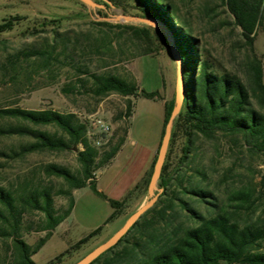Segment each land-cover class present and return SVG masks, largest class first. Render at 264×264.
I'll return each mask as SVG.
<instances>
[{"label": "rangeland", "instance_id": "374dc122", "mask_svg": "<svg viewBox=\"0 0 264 264\" xmlns=\"http://www.w3.org/2000/svg\"><path fill=\"white\" fill-rule=\"evenodd\" d=\"M79 1V0H78ZM94 1V0H93ZM195 29V36L201 40L202 47L216 58L227 70L241 73L240 62L246 48L242 47L243 40L238 29L227 23L228 18L222 7L212 12L201 11L205 0H174ZM80 2V1H79ZM76 0H0V23L10 17H20L13 29L0 33V108L20 107L27 110L53 109L60 113H72L78 123L85 126V138L99 153L109 152L113 147L119 148L125 143V137L130 136L127 143L117 155L106 164L100 166L92 175L98 177L96 184L106 199L96 195L89 185L72 191L74 210L64 219L62 225L55 228L45 244L33 255L36 264H74L97 245L108 239L125 220L147 200V189L140 191L134 199L129 200L120 208L117 216L104 224L113 208L108 199L121 200L128 187L134 181L145 164L147 147L157 140L162 123V109L160 102H153L141 96H122L110 93L103 97H95L91 93L79 89L73 92H63L67 85L78 84L79 79L87 83L88 75H76L74 66L70 62L53 67L52 70L40 69L28 73L31 68L28 62H22L20 72L14 66H9V57L18 50L31 45L44 44L57 30L59 35L68 32L72 38L76 35L84 39L86 35L100 37L99 26L96 21H105L113 15H132L121 8L110 6L88 8ZM122 3L126 4V1ZM84 6H82V5ZM102 10V11H101ZM103 13L105 16H100ZM111 23H127L124 21ZM134 23V22H129ZM118 32V29L114 30ZM124 39L115 40V54L99 56L90 54V71L97 73H112L133 83L139 90L145 92H159L170 84V100L175 99V70L169 69L162 58L163 52L152 55L138 56L135 48H128ZM138 43V41H136ZM118 43L121 45L119 48ZM60 44L57 50H60ZM254 51L261 62L262 82L264 85V25L257 30L254 39ZM162 54V55H161ZM85 57L79 59L84 63ZM164 95L165 92L163 91ZM160 100L159 98H155ZM130 101L131 110L126 114L127 103ZM136 102V105H135ZM255 108H260L254 99ZM135 106V107H134ZM133 112V113H132ZM96 119H103L110 126V133L105 141L97 144L98 135L95 125ZM17 126H27L33 130L39 129L50 135L63 137L64 135L54 125L34 126L19 119L0 115V130ZM34 138L17 134H0V187L9 191L20 206V198L34 188L49 186L53 193L54 207L58 211L66 209L69 196L68 184L59 177L47 175L44 171L49 164L66 167L74 174L80 170L77 151L80 144L66 150L33 151L24 155H13L20 147L33 143ZM161 141V140H160ZM185 138L178 133L170 152V167L176 165ZM75 148V149H74ZM187 162L182 165L184 172L182 186L190 190L194 183H201L224 206L237 204L230 198L236 192H246L249 200L237 209V219L241 223H264V153H253L238 134L215 132L209 137L197 136L193 149L188 154ZM99 158L97 159V162ZM202 173V174H199ZM159 187V186H158ZM160 188V187H159ZM161 189V188H160ZM178 189H180L178 187ZM180 190L178 196L201 214H206L207 203H199L189 191ZM63 193H62V192ZM75 191H78L75 193ZM162 193L159 191L158 196ZM179 201L174 200L173 214L170 218L171 228L192 225L193 221L181 210ZM73 208V207H72ZM232 209V208H228ZM43 215L36 210L25 208L22 213L21 235L25 242L34 245L38 239L46 234L40 230ZM168 223V222H166ZM165 221H160L151 228L152 233L162 238ZM169 223V225H170ZM102 229L86 243L78 248L70 247L81 238L87 236L98 227ZM4 227L0 222V228ZM171 230L170 227L166 228ZM140 235L129 237V243L139 241L143 245ZM127 244V243H125ZM123 246L118 247V253ZM66 254L59 260H54L59 254ZM10 240L0 236V264H8ZM110 254L97 264H130L132 259L122 257L113 263Z\"/></svg>", "mask_w": 264, "mask_h": 264}, {"label": "trees", "instance_id": "16d2710c", "mask_svg": "<svg viewBox=\"0 0 264 264\" xmlns=\"http://www.w3.org/2000/svg\"><path fill=\"white\" fill-rule=\"evenodd\" d=\"M79 2L78 0H76ZM102 3L107 9L110 5L105 0H94ZM116 8L140 17H155L162 20L169 29L175 46L181 57V69L184 80V100L182 108L173 122L171 137L158 186L162 193L155 204L148 209L126 232V234L110 249L97 257L90 264H97L104 257L115 254L113 263L122 257L132 259L130 264H264V223H241L237 219L238 210L242 204L249 200L246 192H236L230 198L237 204L224 206L213 193L208 191L201 183H194L190 190L182 186L184 172L182 165L188 160V154L194 147L197 136L209 137L215 132L238 134L253 153H264V85L262 82L261 62L254 51V39L257 30L264 25V0H205L201 11L205 13L222 7L228 18L227 23L238 29L243 40L242 47L246 48L244 57L240 62L241 73L227 70L216 58H213L203 47L201 40L195 36L192 22L181 15L180 8L174 0H107ZM126 1L127 3H122ZM80 3V2H79ZM82 5V4H81ZM84 6V5H82ZM102 11V10H101ZM100 16H105L99 13ZM21 18L14 16L0 23V33L13 29ZM101 36L84 39L78 35L73 38L70 32L59 35L57 30L41 45H31L22 48L9 57V66H14L20 72L22 62H28V73L40 69L52 70L53 67L65 64L74 66L76 75H88L87 83L79 79L76 85H67L63 92H73L82 89L95 97H103L110 93L122 96H141L145 99L159 98V92H145L115 74L97 73L89 70L92 63L90 54L99 56L115 54V40L123 38L126 47L135 48L138 56L157 53L152 30L140 23H111L96 21ZM240 28V29H239ZM118 29V32L114 30ZM62 45L60 50L58 49ZM138 41V43L136 42ZM119 48L121 45L118 43ZM84 59L80 63L79 59ZM257 100L260 108H255L253 101ZM174 98L164 104V117L162 123V138ZM131 110L130 101L127 103L126 114ZM0 115L7 116L30 123L34 126L54 125L64 135L57 137L39 129L33 130L27 126H17L0 130V134H17L35 139L20 147L13 155H24L33 151L66 150L71 146L81 145L77 151V160L80 170L74 174L66 167L49 164L44 171L47 175L62 178L69 186L64 193L69 196L66 209L58 211L54 207L51 187L34 188L20 198V206L16 205L14 196L0 187V236L10 240V253L8 264H36L33 255L45 244L53 230L69 215L73 207L72 191L89 185L98 196H105L96 188V178L92 175L100 166L106 164L118 151L119 145L109 152L99 153L85 138V126L78 123L72 113H60L53 109L27 110L20 107L0 108ZM183 134L185 141L181 148L180 157L176 165L170 167V152L175 137ZM99 161L97 162V159ZM142 181L143 190L152 173L153 164ZM202 174V173H199ZM137 184L134 189H137ZM178 187L180 189H178ZM180 190L189 191L199 203H207L206 214L187 205L178 196ZM62 192V191H61ZM63 193V192H62ZM130 195H128L129 197ZM117 201L108 199L113 212L104 224L113 220L126 200ZM174 200L179 201L181 210L193 221L192 225L171 228L170 218L174 212ZM25 208L39 211L43 215L40 230L46 234L38 239L34 245H29L21 235L22 213ZM228 208H232L231 210ZM160 221L168 222L162 229V238L156 237L151 228ZM170 223V225H169ZM170 227L171 230L166 231ZM102 229L96 228L70 248H78L95 236ZM138 234L143 239L129 243V237ZM127 243V244H125ZM123 246L115 253V250ZM59 254L54 260H59ZM50 261L49 264H53Z\"/></svg>", "mask_w": 264, "mask_h": 264}, {"label": "water", "instance_id": "95a60500", "mask_svg": "<svg viewBox=\"0 0 264 264\" xmlns=\"http://www.w3.org/2000/svg\"><path fill=\"white\" fill-rule=\"evenodd\" d=\"M79 1L91 9L102 6L93 0H79ZM105 1L110 6H113L109 1L107 0ZM100 19H103L105 21H114V22L124 21V22L140 23V24H144L145 26L149 27L152 30L154 43L157 47V51L159 53L163 52V55L162 54L161 55L165 65L170 70L173 68L175 70V99H174V106L170 113L169 119L164 127V132L157 151L156 159L153 164L152 173L150 175V179L147 185V200L132 214H130L129 217L123 223V225L119 229H117L108 239H106L101 244L97 245L95 248L89 251L86 255H84L74 264H90L105 251L113 247L126 234V232L130 229V227L148 209H150L155 204L158 198L159 191H161V189L158 187V180L161 174L162 166L166 158L173 122L175 118L178 116L184 100V80L181 69V57L178 53V50L175 46L174 40L171 36L169 29L162 20L155 17H140L135 15H125V14L113 15L108 18L105 17Z\"/></svg>", "mask_w": 264, "mask_h": 264}, {"label": "crops", "instance_id": "0c3cea01", "mask_svg": "<svg viewBox=\"0 0 264 264\" xmlns=\"http://www.w3.org/2000/svg\"><path fill=\"white\" fill-rule=\"evenodd\" d=\"M163 91L165 92V95H164ZM160 93L162 94L161 95L162 97L160 100H156V99H148V100L153 101V102H160L161 109H162V123H163L164 104L166 102H169V100H170V98H169L170 97V84L168 83L165 87H163V90ZM135 105H136V102H135ZM162 123H161V127L159 129V132H158L157 140L147 147V155L145 157L144 166L141 168V170L138 172V174L134 177V181L131 183V186H129L128 190L126 191L127 194H125V196H123V198H121V200H119V201H124L128 197V195H130V197H132V199H134L136 197V195L138 193H140V191L143 190L142 181L145 178L146 174L148 173L150 166L153 162V159L157 155V151H158V148L160 145ZM129 140H130V136H129L128 131H127V135L125 137V143L118 149V151H120L127 143H129ZM118 151L114 154V156L110 159V161L117 155ZM97 182H98V177L96 175V184H97ZM137 184L139 185V187L137 189H134V187ZM77 192L78 191H75V193H77ZM127 200H129V197ZM127 200H126V202H127ZM74 207H75V205L73 206L72 211L74 210ZM72 211H71V213H72ZM63 221L56 228L60 227L62 225Z\"/></svg>", "mask_w": 264, "mask_h": 264}, {"label": "built area", "instance_id": "2783aa9c", "mask_svg": "<svg viewBox=\"0 0 264 264\" xmlns=\"http://www.w3.org/2000/svg\"><path fill=\"white\" fill-rule=\"evenodd\" d=\"M95 125L97 128L98 141L97 144H100L101 141H105L110 133V126L103 119H96Z\"/></svg>", "mask_w": 264, "mask_h": 264}]
</instances>
